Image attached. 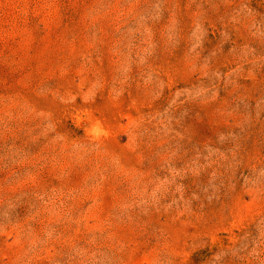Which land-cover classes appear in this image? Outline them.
Instances as JSON below:
<instances>
[{
  "label": "rangeland",
  "instance_id": "374dc122",
  "mask_svg": "<svg viewBox=\"0 0 264 264\" xmlns=\"http://www.w3.org/2000/svg\"><path fill=\"white\" fill-rule=\"evenodd\" d=\"M0 264H264V0H0Z\"/></svg>",
  "mask_w": 264,
  "mask_h": 264
}]
</instances>
